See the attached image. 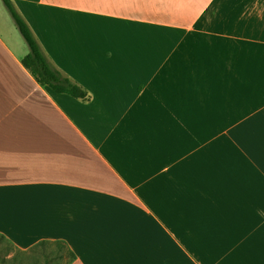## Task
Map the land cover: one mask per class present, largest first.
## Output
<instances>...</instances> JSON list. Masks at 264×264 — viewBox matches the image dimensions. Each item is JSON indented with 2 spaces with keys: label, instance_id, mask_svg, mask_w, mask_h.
Listing matches in <instances>:
<instances>
[{
  "label": "crops",
  "instance_id": "obj_1",
  "mask_svg": "<svg viewBox=\"0 0 264 264\" xmlns=\"http://www.w3.org/2000/svg\"><path fill=\"white\" fill-rule=\"evenodd\" d=\"M13 1L91 98L40 85L0 11V235L70 264H264V0Z\"/></svg>",
  "mask_w": 264,
  "mask_h": 264
},
{
  "label": "trees",
  "instance_id": "obj_2",
  "mask_svg": "<svg viewBox=\"0 0 264 264\" xmlns=\"http://www.w3.org/2000/svg\"><path fill=\"white\" fill-rule=\"evenodd\" d=\"M9 10L18 30L24 37L30 48V52L22 59L23 65L29 70L36 81L42 86H48L56 93H65L83 101H89L91 96L89 91L65 74L57 67L45 53L40 42L35 36L30 25L18 10L13 0H2ZM56 245L57 249L47 253L46 245ZM31 251H40L44 258L45 264H70L75 260L76 255L67 248L63 241L43 240L32 246ZM26 250V251H28ZM66 251V252H64Z\"/></svg>",
  "mask_w": 264,
  "mask_h": 264
},
{
  "label": "rangeland",
  "instance_id": "obj_3",
  "mask_svg": "<svg viewBox=\"0 0 264 264\" xmlns=\"http://www.w3.org/2000/svg\"><path fill=\"white\" fill-rule=\"evenodd\" d=\"M0 11L3 17H8L9 19V30L2 29V33L8 39L11 48L15 49L19 54L29 53L30 48L26 43L24 37L21 35L18 30L9 10L5 7L2 0H0ZM10 31V32H9ZM9 32V34L7 33ZM56 245H46L45 250L47 253L53 250H56ZM66 252V251H64ZM66 260L62 261V264ZM45 258L43 254L38 251H22L13 245L7 238L3 235H0V264H45Z\"/></svg>",
  "mask_w": 264,
  "mask_h": 264
}]
</instances>
